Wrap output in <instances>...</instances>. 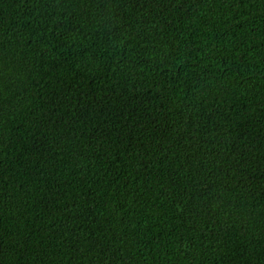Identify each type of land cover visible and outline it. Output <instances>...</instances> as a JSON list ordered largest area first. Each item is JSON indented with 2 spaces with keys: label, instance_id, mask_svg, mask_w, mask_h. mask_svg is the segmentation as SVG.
Instances as JSON below:
<instances>
[{
  "label": "trees",
  "instance_id": "1",
  "mask_svg": "<svg viewBox=\"0 0 264 264\" xmlns=\"http://www.w3.org/2000/svg\"><path fill=\"white\" fill-rule=\"evenodd\" d=\"M0 264H264V0H0Z\"/></svg>",
  "mask_w": 264,
  "mask_h": 264
}]
</instances>
